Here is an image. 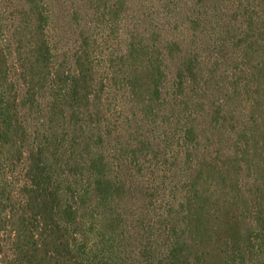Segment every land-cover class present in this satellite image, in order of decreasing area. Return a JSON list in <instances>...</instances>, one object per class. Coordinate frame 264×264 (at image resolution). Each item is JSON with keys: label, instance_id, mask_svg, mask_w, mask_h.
I'll return each instance as SVG.
<instances>
[{"label": "trees", "instance_id": "1", "mask_svg": "<svg viewBox=\"0 0 264 264\" xmlns=\"http://www.w3.org/2000/svg\"><path fill=\"white\" fill-rule=\"evenodd\" d=\"M174 1L165 4L168 15L176 13ZM104 2L93 0L94 12L111 22L122 1L110 10ZM205 3L194 0L187 17L194 36L214 33L218 15ZM261 4L251 0L244 7L248 31L239 41L245 65L236 67L233 83L239 95L254 79L257 95L248 111L231 110L228 100L206 110L215 130L231 122L233 143L221 156L200 157L175 221L173 208L164 225V213L156 215L144 264H264V13L255 11ZM47 6L28 0L15 12L0 0V264H126L113 210L126 191L112 162L116 141L125 136L119 132L135 137L126 145L127 161H140L138 154L171 161L182 144H200L204 127L181 109V98L192 84L196 95L203 90L206 62L184 37L154 27L149 36L134 35L117 62L111 59V67H121L113 70L115 83L109 79L97 89L100 58L88 43L73 68L58 64ZM213 41L216 48L220 43ZM119 81L138 113L112 121L108 95ZM144 124L149 131L141 134ZM158 127L168 131L163 135Z\"/></svg>", "mask_w": 264, "mask_h": 264}, {"label": "rangeland", "instance_id": "2", "mask_svg": "<svg viewBox=\"0 0 264 264\" xmlns=\"http://www.w3.org/2000/svg\"><path fill=\"white\" fill-rule=\"evenodd\" d=\"M27 1L5 0V4L10 10L17 12V9L21 10ZM92 1L46 0V3L52 16L48 32L56 45L58 64L64 66L65 70L73 68L76 55H79L83 46L87 47L88 43L89 50L98 53L100 58L96 76L97 89L102 86V82L108 85L109 79L115 83L112 80L113 70L121 67H111L109 64L111 59L117 62L118 56L126 50V46L134 41V35L149 36V29L154 27H159L168 37L172 35L171 33L184 37L186 40L184 43L188 47L196 48L201 60L206 62L203 65L205 76L200 83V88L203 90H199V94L196 95V92H193L196 87L192 84L187 89L186 95L181 98L184 100L181 102V109H185L186 113L195 114L196 122L204 127V133L199 137L200 144L197 145V142L184 146L182 144L179 147L180 157L171 161H151V157L144 154H138L140 161H127L126 145L135 140V137L126 135V132H119L125 136L116 141L117 157L116 161H112L115 166V176L126 185L125 193L117 199L113 209L119 214L120 222L116 230L118 234L116 242L120 244V253L126 264H144L142 255L145 245L149 242V225L154 223V219H158L156 215L164 213L166 220L162 225L170 222L172 218L174 220L179 203L185 197V187L192 179L203 153L221 156L233 143L234 132L231 129V122H227L224 128L215 130L209 127L206 110L211 105L228 100L231 110L238 108L239 111L241 109L248 111L250 99L257 95L254 91L258 89V84L254 79L245 81L247 85L250 82L249 90L244 86L240 89L239 95L233 91V83L237 75L236 67L245 65V60L241 57L244 44L239 40L243 39L248 31L244 7H247L251 0H206L205 5L209 13L218 15L212 18L215 26L212 36L201 33L194 36L190 32L187 17L195 8L194 0H175L174 16L166 13L169 11L165 6L167 0H105L108 10L122 1L118 6L119 14L111 22L104 21L95 14L96 9L93 8ZM104 3L101 8L103 11ZM255 11L264 13V4L257 6ZM213 40L220 43L216 48ZM223 43L227 44L223 46ZM212 67L215 69L213 76L210 72ZM108 97L113 104L110 112L112 121L123 120L126 117L132 119L137 115L138 108L134 105L135 102L126 96V90L120 88V81ZM172 109L174 108L167 107L164 111L180 117L183 115L180 110L171 111ZM240 116L241 114L237 113L233 123H237ZM157 129L163 135L168 131L167 128ZM147 131H149L148 124L142 127L140 133ZM174 144L178 142L175 140ZM188 153L192 154L191 161H185ZM66 162L62 161V163ZM242 179L246 181L247 176L243 174ZM171 208H173L172 218L169 215Z\"/></svg>", "mask_w": 264, "mask_h": 264}]
</instances>
